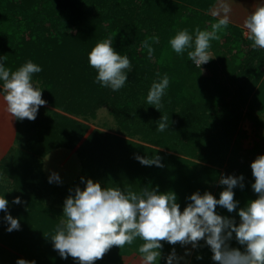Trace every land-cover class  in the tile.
Here are the masks:
<instances>
[{
    "label": "trees",
    "instance_id": "16d2710c",
    "mask_svg": "<svg viewBox=\"0 0 264 264\" xmlns=\"http://www.w3.org/2000/svg\"><path fill=\"white\" fill-rule=\"evenodd\" d=\"M217 2L0 0V56H6L5 66L15 70L27 60L40 65L42 71L33 74V83L58 115L44 118L31 129V138L19 133L21 128L16 141L23 148L30 139L31 146L16 157L12 149L0 163L9 183L5 197L13 201L20 196L23 201L7 208L19 219V230L6 231L5 212H0V264H16L18 258L35 264H77L70 256L62 259L50 239L64 219L63 207L47 205L44 191L56 193L62 202L70 194L47 183L36 159L53 149L73 150L85 161L83 177L102 187L137 193L144 187L172 191L181 211L191 202L187 197L196 191L203 194L209 183H219L221 175L243 174V189H234L238 207L257 198L251 188L252 170L242 162L245 136L238 126L243 116L264 126V49H253L242 30L231 24L210 41L208 51L214 58L205 66L197 67L187 52L177 55L168 43L181 29L190 33L196 27L211 30L218 19L209 12ZM153 36L159 42L152 43L154 53L149 58L142 42ZM104 39H111L131 63V70H126L128 81L118 91L93 82L96 71L89 66L87 54ZM203 69L212 75L205 77ZM156 73H167L170 78L159 110L146 103ZM103 107L109 108L119 132L99 138L78 118L93 119ZM162 115L168 118L169 130L158 132L156 122ZM259 147L249 152L261 154ZM136 155L158 156L163 166L142 165ZM78 186L84 187L81 179ZM223 187L218 184L217 199ZM216 211L239 222L236 210L229 213L217 205ZM141 243L137 238L132 245L112 246L104 255L110 261L142 264L137 252ZM161 243L164 252L180 245ZM230 244L243 250L235 239ZM198 250L202 259L196 255L197 264H215L208 246Z\"/></svg>",
    "mask_w": 264,
    "mask_h": 264
},
{
    "label": "clouds",
    "instance_id": "9594fccd",
    "mask_svg": "<svg viewBox=\"0 0 264 264\" xmlns=\"http://www.w3.org/2000/svg\"><path fill=\"white\" fill-rule=\"evenodd\" d=\"M229 4H221L220 18L212 23L211 30L196 27L192 33L188 29L178 30L169 38V45L177 55L187 52V57L197 67L210 59V41L217 38V33L229 23ZM222 13V14H221ZM247 39L253 49H264V0H258L254 8L243 21ZM151 41V43H150ZM158 37H151L142 42L147 55L152 57V43H158ZM89 66L95 69L94 83L101 87L118 91L128 81L131 63L126 54L121 55L113 47L111 39L98 41L87 54ZM6 56H0V96L6 105V111L15 119L35 120L40 106L45 105L42 89L33 83V74L42 71L40 65L32 60L11 70L5 66ZM147 92L146 103L159 110L162 98L169 87L167 73H156ZM156 131L169 130L168 118L161 116L156 122ZM135 159L142 165L162 167L158 156H140ZM254 182L252 190L257 198L249 200L243 207L234 199V189H243L244 176L221 175L219 184L224 186L217 199L211 192L192 193L191 201L180 210L174 192H159L158 188H142L137 193L122 190L120 187H106L98 181L81 177L84 187H75L63 202V217L50 236L53 249L62 259L72 257L77 264H94L112 247L132 245L139 238L141 243L137 252L142 264H159L163 244L179 243L182 247L190 245L192 249L208 246L215 264H264V154L258 155L250 164ZM60 182L58 173H51L49 183ZM12 203L21 204L20 196ZM9 201L0 195V211H4L6 231L19 230L18 218L7 212ZM217 205L227 212L236 210L239 217L222 216L217 213ZM235 239L243 250L231 246ZM200 241L204 244L201 245ZM188 254L186 249L185 255ZM183 256H178L175 248L165 257V264H181ZM197 259H202L197 255ZM16 264H35L18 258Z\"/></svg>",
    "mask_w": 264,
    "mask_h": 264
},
{
    "label": "rangeland",
    "instance_id": "374dc122",
    "mask_svg": "<svg viewBox=\"0 0 264 264\" xmlns=\"http://www.w3.org/2000/svg\"><path fill=\"white\" fill-rule=\"evenodd\" d=\"M245 1V8L242 10L240 7L241 3ZM255 0H226V2L229 4L231 8V12L229 13V23L234 24L238 27H240L244 35L247 36L246 29L243 26V21L246 18V16L249 14V12L254 8L255 6ZM225 2V0H220L217 2V4L212 8V10L209 12L215 17L220 18V16L217 15L218 12H221V4ZM258 2V0L256 1ZM222 14V13H221ZM210 58H214L213 53H209ZM203 75L205 77H210L212 74L207 70L203 69ZM36 85V84H35ZM38 87V86H37ZM42 99H44L42 95ZM45 100V99H44ZM49 105L46 103L43 106H40L38 109V113L35 120H28L27 118H24L20 121L21 126L17 130L20 131L21 128L23 129L25 138L29 137L31 138L33 136V131L31 132V129H35L38 124H41L43 122L44 118H51L53 119L54 116H58L55 112H52ZM246 109H243V113L245 114ZM79 122L83 123L85 121V124L92 130L93 133H96L99 138H103L105 134H117L119 132L118 126L113 118V116L110 113L109 108L103 107L100 110L97 111L95 118L91 119H84L83 117L78 118ZM261 120L264 121V117L261 116ZM18 121V119H17ZM239 130L244 133V138L241 142V149H242V155L244 158L242 159V162H246V164L250 167L251 162L258 156L259 154H252L249 151L254 149L257 145H259L261 154H264V126H256L252 121L248 119L247 116H243L240 120ZM24 138V140H25ZM31 140L25 141V146L21 148L20 144L16 141L13 151L15 152L12 154L14 157L17 156L19 151H27V149L31 146ZM9 155V153L6 155V157ZM41 162V170L43 173V176L45 177V180L51 187H57L62 188L64 190H74L75 187L79 185V180L81 177L84 176V159L79 157L78 154H76L73 150L61 147L58 149H53L49 151L45 156H37L36 158ZM251 168V167H250ZM58 173L60 176V182H52L49 183V176L51 173ZM4 173V172H3ZM2 170L0 169V189L1 186H4V192L2 194L5 196V191L8 189L9 183L8 179L5 175H3ZM38 182L37 184H39ZM218 181L209 183V186L206 191L211 192L213 195L217 191L218 187ZM38 187V186H37ZM42 189V188H39ZM52 189V188H51ZM44 191V190H43ZM46 195L45 202L47 205L54 206H60L63 207V202L59 200V197H57L56 193L49 194L44 191ZM9 201L8 207H14V204L12 203V198L5 197ZM1 212V211H0ZM186 249L188 250V254L185 255ZM176 253L178 256H183L184 259L181 260V264H197L195 261L196 255H199L198 248L192 249L190 245L187 246H181L178 245L177 248H175ZM162 255L159 260V264H165V257L169 254L170 251H161ZM75 261V260H74ZM94 264H130L127 262H117V261H110L109 257H106L105 255L94 262Z\"/></svg>",
    "mask_w": 264,
    "mask_h": 264
},
{
    "label": "crops",
    "instance_id": "0c3cea01",
    "mask_svg": "<svg viewBox=\"0 0 264 264\" xmlns=\"http://www.w3.org/2000/svg\"><path fill=\"white\" fill-rule=\"evenodd\" d=\"M256 1L257 0H255L254 2L257 3ZM245 4H246L245 1H243L239 8L244 10ZM210 15L212 14L210 13ZM215 18L219 19L218 17ZM244 37L247 38V36L245 35ZM17 130H18V121L6 111V105L2 99V96H0V163L4 158H6V155L13 149L16 143V137L18 133Z\"/></svg>",
    "mask_w": 264,
    "mask_h": 264
},
{
    "label": "built area",
    "instance_id": "2783aa9c",
    "mask_svg": "<svg viewBox=\"0 0 264 264\" xmlns=\"http://www.w3.org/2000/svg\"><path fill=\"white\" fill-rule=\"evenodd\" d=\"M207 63H208V62H206V63L202 64L201 66H205ZM201 66H200V67H201Z\"/></svg>",
    "mask_w": 264,
    "mask_h": 264
}]
</instances>
